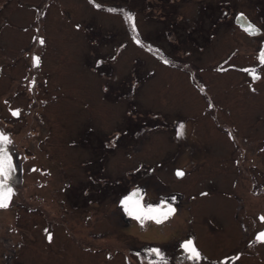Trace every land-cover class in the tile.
<instances>
[{
	"label": "rangeland",
	"instance_id": "obj_1",
	"mask_svg": "<svg viewBox=\"0 0 264 264\" xmlns=\"http://www.w3.org/2000/svg\"><path fill=\"white\" fill-rule=\"evenodd\" d=\"M237 13L264 30V0H0V131L12 163L0 264H126L122 254L91 257L129 243V232L114 240L96 220L135 188L145 202L179 195L182 204L189 187L200 190L207 156L222 155L205 94L239 111L223 117L242 132L264 128V64L257 83L235 71L261 63L252 53L264 32H242Z\"/></svg>",
	"mask_w": 264,
	"mask_h": 264
},
{
	"label": "flooded vegetation",
	"instance_id": "obj_2",
	"mask_svg": "<svg viewBox=\"0 0 264 264\" xmlns=\"http://www.w3.org/2000/svg\"><path fill=\"white\" fill-rule=\"evenodd\" d=\"M250 22L259 29L258 34L249 35L238 25L237 27L245 34L254 37H258L264 32L256 23ZM254 49L252 54L259 58L261 51H264V45L263 48ZM231 55L235 56L232 52ZM256 58H253L254 62H256ZM261 65L262 63L256 66L252 65L247 70L242 68V70L235 69V71L253 83H257L261 79L260 75L263 77V72L258 71V73L252 74L251 68L257 70ZM230 69L232 68L221 71L219 68L217 71L222 74L225 73L223 71ZM254 75H258L259 79H254ZM249 86L250 93H259L253 84ZM203 100L208 101L205 117L212 119L214 122L211 120V123L219 130V132L210 133L214 139L211 143L213 145L216 143L215 150H219L222 155L214 157L212 151L207 156L208 168L204 171L205 178L202 180L200 190L196 192L193 190V185L189 187L190 193L186 196L185 204H182L179 195H175L172 200L168 201L158 199L145 202L143 201V188H135L124 193L118 204H115V209L109 210L110 212L106 215L102 214L103 216L101 215V218L96 220L95 225L104 227V230L114 227L111 228L117 231L116 237L113 236L114 240L120 238L119 233L129 232L126 233L128 237L125 242L128 241L130 244L128 243L124 250L94 248V252L90 254L93 259L99 255L97 254L99 252L104 254L107 262L114 261L117 255L122 254L123 262L126 264H131L132 261L138 262V264H197V261L187 258L188 254L181 247L186 240H192L202 257L198 264H264V242L256 239L257 235L264 231V221L260 219V217H264V200L261 204L256 202L259 197H264V173L257 166L258 161L255 160L259 158L260 162L264 161V128L256 125L253 130L250 129L244 133L237 125L238 122H236L237 124L232 123L223 117L226 115L237 118L235 112L239 116V111H235L233 115V111L229 107L211 106L209 103L213 98H208L207 94ZM212 113L214 114L212 115ZM217 113L219 119L221 116L222 120H215L216 116L218 117ZM251 119L252 117L249 118V120ZM263 123L264 115H259L257 124ZM249 132L252 134L257 132L262 137L253 138ZM221 134L225 137L227 145H224L220 139ZM210 147L207 146L208 149ZM229 147L231 149L228 150ZM203 149L206 150V148ZM214 161H218L217 168H213ZM191 166L195 167L194 164ZM192 170L187 172L188 176L192 175ZM176 171H181L184 175L183 170L175 169V176L177 175ZM243 177L247 180V183H244L245 186L242 183ZM137 190L138 194L135 197L139 208L144 212H147L149 208L157 209L158 212L154 214L161 217V223L146 218L141 223L135 218V215H129L125 211L124 204L120 203L121 199ZM246 193L248 195L243 196L246 198L244 200L242 194ZM85 205L87 207L88 204ZM133 205L132 202H129L130 208ZM82 209V206L77 205L76 210L82 211ZM169 212L171 215H168L167 219H163L162 216ZM132 227L137 229L134 235L130 233ZM106 235L95 233L93 238L104 239ZM88 249L90 250L89 247ZM153 249H158L160 255H155Z\"/></svg>",
	"mask_w": 264,
	"mask_h": 264
},
{
	"label": "snow or ice",
	"instance_id": "obj_3",
	"mask_svg": "<svg viewBox=\"0 0 264 264\" xmlns=\"http://www.w3.org/2000/svg\"><path fill=\"white\" fill-rule=\"evenodd\" d=\"M99 7V5H97ZM110 11H114L113 9H110ZM129 20L132 19L131 16L128 17ZM252 31L250 34H255V29L253 26H249ZM40 44H43V39H40ZM138 42V41H137ZM259 59L262 64H264V51H261ZM165 63H168L166 60ZM39 65V57H34V66ZM252 74L255 73V70H251ZM254 79H259L258 75H254ZM14 116L19 115V111H14L12 113ZM183 126H181L182 128ZM11 143L10 138L4 134L2 131H0V208H6L8 207V203L10 201L12 192L10 188L6 187V181L8 179V174L12 171V163L11 158L8 155L7 145ZM177 176H183V172H177ZM135 195V194H133ZM132 200V197L126 198L125 201L122 203L124 204L125 211L129 215H135V218L139 220L141 223H143V220L151 219L155 220L156 223H161V217L158 215H155L154 213H157V209L149 208L147 212H144L142 209L139 208L138 202H136L131 208L129 207V202ZM168 215H171V212L164 214L162 216L163 219H167ZM261 221H264V217H260ZM51 235L49 234L48 239L51 240ZM256 239L260 242H264V231L260 232ZM181 247L185 250V252L188 254L187 258L190 260L197 261V264L199 260L202 258L199 250L195 247L192 240H186ZM155 255H160L158 249L152 250Z\"/></svg>",
	"mask_w": 264,
	"mask_h": 264
},
{
	"label": "water",
	"instance_id": "obj_4",
	"mask_svg": "<svg viewBox=\"0 0 264 264\" xmlns=\"http://www.w3.org/2000/svg\"><path fill=\"white\" fill-rule=\"evenodd\" d=\"M235 24L238 25L240 29H242L244 32H246L249 35H255V34H258L259 33V29L254 24H252L243 13H238L237 14V16L235 17ZM249 26H253V28L255 29V34H250V32L252 31V29ZM177 172L178 171H176V173ZM179 172H181V171H179ZM177 177H180V176H177ZM133 194H135V195H133ZM137 194H138V190L132 192L131 194H129V195L125 196V197H123L121 199L120 203L123 204L122 202L125 201L126 198L132 197V200L130 202H132V204H135L136 203V197L135 196Z\"/></svg>",
	"mask_w": 264,
	"mask_h": 264
},
{
	"label": "trees",
	"instance_id": "obj_5",
	"mask_svg": "<svg viewBox=\"0 0 264 264\" xmlns=\"http://www.w3.org/2000/svg\"><path fill=\"white\" fill-rule=\"evenodd\" d=\"M165 2V0H163ZM165 19V18H164Z\"/></svg>",
	"mask_w": 264,
	"mask_h": 264
}]
</instances>
